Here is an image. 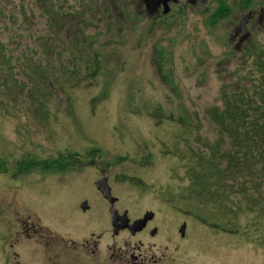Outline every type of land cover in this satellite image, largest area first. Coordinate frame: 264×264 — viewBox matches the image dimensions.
<instances>
[{"label":"rangeland","instance_id":"rangeland-1","mask_svg":"<svg viewBox=\"0 0 264 264\" xmlns=\"http://www.w3.org/2000/svg\"><path fill=\"white\" fill-rule=\"evenodd\" d=\"M53 2L54 14L46 1L0 0V156L10 168L0 176V264H134L132 255L145 259L138 264H264V215L245 217L232 236L167 197L185 187L184 157L218 139L207 112L222 88L237 91L247 53L264 49V0L248 10L227 0L214 26L215 0L171 1L166 15L159 0ZM96 53L101 71L91 77ZM159 107L186 115L188 128L158 122L151 114ZM66 152L85 163L73 178L12 177L27 154ZM104 175L122 212L154 214V236L108 238L94 185ZM82 202L90 213L76 210Z\"/></svg>","mask_w":264,"mask_h":264},{"label":"trees","instance_id":"trees-1","mask_svg":"<svg viewBox=\"0 0 264 264\" xmlns=\"http://www.w3.org/2000/svg\"><path fill=\"white\" fill-rule=\"evenodd\" d=\"M42 1H46V10L54 14V0ZM215 1L218 3L215 12L209 15L211 26L223 20L229 12L227 0ZM237 1L236 4L246 10L254 5V0ZM161 13L166 15L168 12ZM3 49L0 43V58ZM247 56L251 63L243 79L245 83L237 91L224 86L220 105L207 112L218 139L212 143L204 142L202 149L197 152L191 150L190 157H184L185 174L180 180L185 187L167 194L169 201L187 216L232 236L241 233L245 217L264 215V49L255 48ZM159 59L161 68L162 54ZM93 62L94 65L87 63L88 76L91 77L101 71L98 53ZM171 91L175 92L176 88ZM103 96L104 93L100 99ZM138 107L130 106L135 110ZM151 115L158 122L165 119L188 128L186 115L165 114L161 107ZM90 152L93 158L94 152ZM84 168L81 156L74 152L59 153L57 158L27 154L17 162L12 177L21 180L33 174L64 176ZM9 169V163L0 156V176L9 175ZM127 180L135 187H146L141 180ZM262 220L264 218L257 217L258 223Z\"/></svg>","mask_w":264,"mask_h":264},{"label":"flooded vegetation","instance_id":"flooded-vegetation-1","mask_svg":"<svg viewBox=\"0 0 264 264\" xmlns=\"http://www.w3.org/2000/svg\"><path fill=\"white\" fill-rule=\"evenodd\" d=\"M155 3V2H154ZM155 5L157 6V8H160V5L162 6V9L164 8V10H165V5H163V3H161V2H157V3H155ZM168 8H169V3H168ZM245 18V17H244ZM243 19V18H242ZM242 21V20H241ZM241 21H240V23H241ZM249 22V19L245 22V24H244V26L240 29V30H238V31H236L237 30V28L234 30V32H242L243 31V29L245 28V27H247V23ZM240 23H239V25H240ZM83 173V172H82ZM82 173H80V174H82ZM77 175V173H72V174H67V175H64V176H61V178H73V177H75ZM103 179H106V182L108 183V185L110 186V183H109V180H108V178L107 177H105V175L103 176V177H101L99 180H97L95 183H94V185H95V187H96V192L98 193V195L102 198V201L101 202H103V206H104V209L106 208V214H107V220H105L106 222H105V229L109 232L108 234H109V236H108V238L109 239H111V240H114V239H117V238H119L121 235H123V234H128V235H130L132 238H135L136 236H138V235H143V234H149L150 236H154L156 233H157V228H152L151 229V224L153 223V221H154V216H153V218L151 219V220H149L148 222H146L145 223V226L141 229V230H139V231H136L134 234L132 233V231L128 228L129 226H132L133 225V223L134 222H136V221H138V220H141V219H143L144 218V216H142L141 218L139 217V218H137V219H131V216H130V214H129V210H124V212H122L121 210H120V207L118 206V199L116 198V202L114 203V205L112 206L110 203H109V201L108 200H106L105 198H104V196L101 194V192L98 190V188H97V183L99 182V181H101V180H103ZM110 188H111V194H112V196H113V192H112V187L110 186ZM114 197V196H113ZM84 203L82 202L79 206H77L76 207V210L78 211V209H79V211L80 212H82L83 211V214H87V213H90V209L87 207L85 210L83 209V207H82V205H83ZM104 204H106V205H104ZM114 208V210L116 211L114 214H112L111 213V208ZM78 211V212H79ZM126 215V217H127V219H129V223H128V226H127V224H126V222H125V216ZM99 219V218H98ZM99 222H101L102 220L101 219H99L98 220ZM102 222H104V221H102ZM102 222L100 223L101 225H102ZM28 224V223H27ZM106 231V232H107ZM153 231H155V234L153 235L152 233H153ZM92 235H95V234H92ZM106 237V235H105V233L104 234H102V235H100V236H97V241L95 242V244L96 243H100V241H102L104 238ZM88 241H85L84 242V244H83V246H85V244L87 243ZM118 243V242H117ZM116 243V244H117ZM94 244V245H95ZM131 259H133L134 260V264H138L139 262H143V261H145V259H143V258H138V257H136V256H134V255H132L131 256Z\"/></svg>","mask_w":264,"mask_h":264},{"label":"water","instance_id":"water-1","mask_svg":"<svg viewBox=\"0 0 264 264\" xmlns=\"http://www.w3.org/2000/svg\"><path fill=\"white\" fill-rule=\"evenodd\" d=\"M171 1L174 2V3H177V2H178V0H159V2L163 3V5H165V10H164V11H165L166 13L169 11L168 3L171 2ZM159 2H158V3H159ZM248 19H249V17H245V18H243L242 21H241V23H240V25L237 27V30H236V31L240 30V29L244 26L245 22H246ZM235 33L237 34L238 32H235ZM97 188H98V190L101 192V194L104 196V198H105L106 200H108L109 203L113 206L114 203L116 202V199L113 198V196H112V194H111V188H110V186L108 185V183L106 182V179H103V180L99 181V182L97 183ZM82 207H83V209L85 210V209L87 208V204L84 203V204L82 205ZM115 212H116V211H115L114 208L112 207V208H111V213L114 214ZM153 216H154L153 213H147V214H145V216H144L143 219L134 222L133 225H132V226H129L128 228H129V229L132 231V233L134 234L136 231L141 230V229L145 226V223L148 222L149 220H151V219L153 218ZM124 217H125V222H126V224H127V226H128L129 219H127L126 215H125ZM185 230H186V223H184V224L181 226V228H180V234H181V237H184V236H185ZM152 234L154 235V234H155V231H153Z\"/></svg>","mask_w":264,"mask_h":264}]
</instances>
